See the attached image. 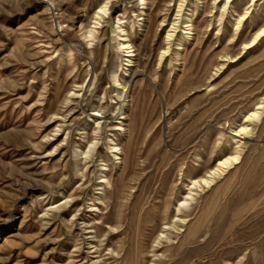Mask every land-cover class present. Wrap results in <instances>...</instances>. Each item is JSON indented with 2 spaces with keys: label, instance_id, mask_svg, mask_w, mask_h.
Segmentation results:
<instances>
[{
  "label": "rangeland",
  "instance_id": "1",
  "mask_svg": "<svg viewBox=\"0 0 264 264\" xmlns=\"http://www.w3.org/2000/svg\"><path fill=\"white\" fill-rule=\"evenodd\" d=\"M263 26L264 0H0V264H264Z\"/></svg>",
  "mask_w": 264,
  "mask_h": 264
},
{
  "label": "bare ground",
  "instance_id": "2",
  "mask_svg": "<svg viewBox=\"0 0 264 264\" xmlns=\"http://www.w3.org/2000/svg\"><path fill=\"white\" fill-rule=\"evenodd\" d=\"M243 18H245V16ZM263 35H264V26L262 27L261 30H259L256 33V36L254 37V39L252 41L245 44V48L252 47L254 45V43L256 42V40H258ZM168 37H171V34H169ZM243 129H245V128L238 130L236 132V135L238 134V132L242 131ZM114 151H118V150L115 149ZM236 162H237V156H232L230 158L220 160L219 164L215 168H212V170H210L208 172L207 176L205 178H202L200 180V182L209 184L211 182V177H214V176L216 177V175H219L224 169H227L228 167H230L231 164L236 163ZM221 174H223V173H221ZM195 182H197V180ZM164 237H166V236L161 235L160 239L164 238Z\"/></svg>",
  "mask_w": 264,
  "mask_h": 264
}]
</instances>
